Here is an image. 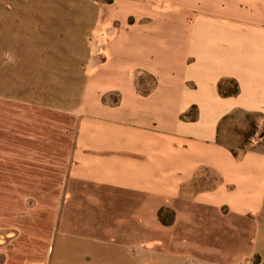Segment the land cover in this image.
Returning a JSON list of instances; mask_svg holds the SVG:
<instances>
[{
  "label": "crops",
  "instance_id": "obj_1",
  "mask_svg": "<svg viewBox=\"0 0 264 264\" xmlns=\"http://www.w3.org/2000/svg\"><path fill=\"white\" fill-rule=\"evenodd\" d=\"M199 1L181 38L172 17L150 48L95 45L72 109L0 96V196L24 207L0 264H264V149L218 142L236 111L264 127V0Z\"/></svg>",
  "mask_w": 264,
  "mask_h": 264
},
{
  "label": "rangeland",
  "instance_id": "obj_2",
  "mask_svg": "<svg viewBox=\"0 0 264 264\" xmlns=\"http://www.w3.org/2000/svg\"><path fill=\"white\" fill-rule=\"evenodd\" d=\"M198 3L199 0H0V96L72 109L85 86L95 45L123 42L130 48L135 43L150 48L166 42L172 17L174 36L181 38L183 15ZM144 85L151 86L152 78L147 76ZM255 118L249 113H236L223 123L220 140L238 151L242 145L246 149H264V127L257 130ZM3 132L0 129V135ZM252 138L258 139L254 145ZM8 197L0 196L9 201L7 207L0 205V224H19L24 207L17 208L20 200L15 206ZM160 214L166 222L174 217L169 210ZM150 231V227L144 228V235ZM149 246L144 244V253ZM245 261L256 264L259 258H244L234 264ZM148 262L150 259L144 256V264Z\"/></svg>",
  "mask_w": 264,
  "mask_h": 264
},
{
  "label": "trees",
  "instance_id": "obj_3",
  "mask_svg": "<svg viewBox=\"0 0 264 264\" xmlns=\"http://www.w3.org/2000/svg\"><path fill=\"white\" fill-rule=\"evenodd\" d=\"M109 2H112V0H108ZM218 89H219V92L222 96H231V95H236L238 94L239 92V86H238V83L235 79H232V78H225V79H221L218 83ZM240 111H236V112H233L231 114H228L226 115L221 123H220V127H219V131H218V142L224 144L225 146H227L235 156H238L240 155L241 153H243L246 148L244 147L245 145H242L239 147V151L234 148L233 146L225 143V142H222L220 140V130H221V127L223 125V123H225L227 120L229 119H233V116L238 113ZM252 126H254V124L252 123L251 124Z\"/></svg>",
  "mask_w": 264,
  "mask_h": 264
},
{
  "label": "built area",
  "instance_id": "obj_4",
  "mask_svg": "<svg viewBox=\"0 0 264 264\" xmlns=\"http://www.w3.org/2000/svg\"><path fill=\"white\" fill-rule=\"evenodd\" d=\"M245 264H250L249 262H246Z\"/></svg>",
  "mask_w": 264,
  "mask_h": 264
}]
</instances>
